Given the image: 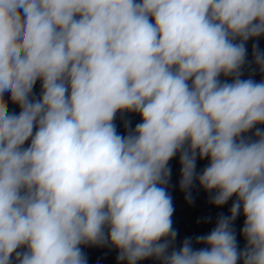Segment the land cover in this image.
Masks as SVG:
<instances>
[{
	"label": "clouds",
	"instance_id": "1",
	"mask_svg": "<svg viewBox=\"0 0 264 264\" xmlns=\"http://www.w3.org/2000/svg\"><path fill=\"white\" fill-rule=\"evenodd\" d=\"M262 37L264 0H0V264H264ZM173 160L231 201L179 246Z\"/></svg>",
	"mask_w": 264,
	"mask_h": 264
}]
</instances>
